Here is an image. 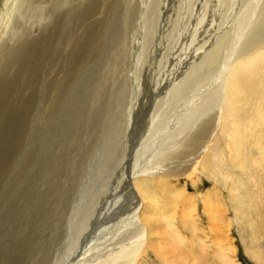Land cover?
I'll return each mask as SVG.
<instances>
[{
	"label": "rangeland",
	"instance_id": "rangeland-1",
	"mask_svg": "<svg viewBox=\"0 0 264 264\" xmlns=\"http://www.w3.org/2000/svg\"><path fill=\"white\" fill-rule=\"evenodd\" d=\"M6 1L0 0V264H103L126 252L134 224L120 205L128 198L118 177L156 162L179 174L162 176L161 188L147 182L160 205L151 207L152 237L167 236L156 218L161 211L176 227L175 242L183 239L189 264H264V171L252 165L253 140L239 133L231 144L216 128L206 172L199 166L191 178L190 149L176 161L162 159L174 131L206 103L222 67L218 61L186 74L189 58L215 33L213 54L225 58L254 0ZM5 8L11 15L4 21ZM170 89L178 92L172 101L165 96ZM239 98L234 117L239 122L242 107V123L250 126ZM213 187L219 219L203 212L202 196ZM223 244L231 248L219 261ZM139 264L165 262L147 249Z\"/></svg>",
	"mask_w": 264,
	"mask_h": 264
},
{
	"label": "bare ground",
	"instance_id": "bare-ground-1",
	"mask_svg": "<svg viewBox=\"0 0 264 264\" xmlns=\"http://www.w3.org/2000/svg\"><path fill=\"white\" fill-rule=\"evenodd\" d=\"M10 2L12 1L10 0ZM6 9L7 8H5V10H2L1 12V16L4 21L11 15V11L9 12ZM258 19H261V21H259ZM240 25L241 26L236 33V39L235 41L233 40V46L230 48V50L228 49L229 52L227 56H225V58L222 59L221 56L215 58L213 54L211 45H214L213 41L215 39V33L213 39L209 40L208 42L204 41L206 44L202 43V46L198 50L199 52H197L198 55H196L197 53L195 54V58L192 59L191 56L189 58L191 59L190 61H188V58L186 59V62L188 61L185 69L186 74H188L191 69L197 67L198 65L207 68L209 65L217 63L218 61H221V64L219 65H222L221 69L216 72V75L214 77V80L216 81V86L214 85L215 89L212 90L207 99L206 93L205 98L203 97L204 99H206V101L203 99L206 103L202 104L200 108L193 111L192 114L188 116V118L183 120V123L180 124L181 126H179V128L174 131L175 137H173L172 139L170 138L171 140H168V142L166 143V147H164L165 149H162V151L168 150L166 153L165 151H163L162 157H164L163 155H165L166 158L162 159H167V161L171 160V162L176 161L184 154H186L182 153V149L191 150L190 152H188V155L192 156L191 163L193 167L192 169H188L191 172L188 173L187 177L191 178L194 173H197L199 166L201 167L202 172H206L204 158L206 157L208 150L211 148V145L214 142V139L216 137V128H219L220 134H223L231 144L234 142V138H236L237 140L239 133H241V140H253V145L256 149V156H254L252 159V165L256 167L259 172L264 171V0H254L245 22H242V24L240 23ZM222 47L223 44H220L218 46V51ZM201 49L202 52L200 51ZM200 55H202V60H200ZM213 76L214 75L210 76V78H212ZM243 76H245V78H243ZM252 76L256 77L255 83L253 82L254 79H252ZM209 82L210 80L208 81V83ZM191 92L193 91L191 90ZM177 93V91L173 93V91H171L170 89L165 93V96H169V100L172 101ZM201 95L202 94H200V97ZM240 95L242 99L247 103L248 113L252 116L250 119V126H245V123H242V107L240 108L239 122L236 121L233 114V112H236L238 107L241 106L242 102L239 98ZM157 97H159V95ZM163 100H165L163 102L167 101L164 98ZM212 109L215 110V114L208 118H204L207 112ZM228 115L232 117V120L229 121L227 119ZM212 120L215 121L214 129H211L210 127ZM243 125L245 127H243ZM239 127L241 130H239ZM247 128L252 130H248ZM207 135H209L208 139L205 138V136ZM232 150L230 152H232ZM215 155H217V153H215ZM241 164L244 166L242 162ZM138 165L139 164H137L136 168L134 169L122 171L118 177V182H121L120 187H123V196L128 198V200H123L120 205L126 207V209L128 208L129 210L130 219L134 224V233L132 232L134 234H132L133 240L130 245H127L129 247L126 252H123L118 256H114L112 259H109V261L103 264H139L147 249L152 250L154 253H156V257L161 262L164 261L165 264H189L190 260L187 258V254L185 253V246L181 244V242L183 243V239L180 238L178 239V242H175L176 238L174 237V235L176 233L173 232L171 228H174V230H176V227H174L173 224L169 223V214L166 213L165 216L164 213L160 211L156 215V218L164 221L167 227L168 233L166 238L162 237L156 239L152 237V233L155 229H153L154 225H151L149 223V220H151L149 216L154 214V208L151 207H156L157 204L159 208L160 205L158 200V191H156L157 189L152 188L149 184H147V182H155L154 184L161 188L163 186L162 176H170L179 173L176 172L175 167H172V164L164 168L160 167V164H157V162L151 165L146 164L147 166L144 167H137ZM228 178L231 179L230 176H228ZM232 191L236 192L234 189H232ZM239 191L237 192L240 193ZM232 194L234 198L236 194ZM172 195H174V197L176 196V198H178V200H180L182 204L186 203L185 200L187 199L181 198V194L172 193ZM242 196H240V198ZM219 197L220 196L218 193V189L216 187L208 189L202 196L203 212H206L209 215H214L221 206L220 201L218 200ZM171 198L173 199V196ZM176 198L174 200H177ZM169 200L171 199L169 198ZM115 202L117 201L115 200ZM88 205L89 201L86 203V209L84 208L86 210L85 214H87L90 210V207ZM117 209L120 210V208ZM237 211L240 214V216H238L237 218L241 219V216L244 215V210L243 208H241V203H238ZM183 214L186 215L185 212H183ZM222 217V214L216 213L214 219H219ZM128 241H126L125 243H127ZM220 242L221 241H218L217 243L219 244ZM167 243L169 247L171 246L172 248H165L164 245ZM226 248L230 249L231 247H224V244L218 246L219 261H221L220 258L224 257L223 253ZM173 249H176V252ZM215 253L216 252H214V254ZM257 257L258 259L260 258L259 256ZM222 260L224 261V258ZM27 264L49 263L33 262Z\"/></svg>",
	"mask_w": 264,
	"mask_h": 264
}]
</instances>
